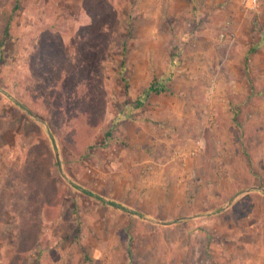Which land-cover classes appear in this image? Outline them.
Masks as SVG:
<instances>
[{
	"label": "rangeland",
	"instance_id": "374dc122",
	"mask_svg": "<svg viewBox=\"0 0 264 264\" xmlns=\"http://www.w3.org/2000/svg\"><path fill=\"white\" fill-rule=\"evenodd\" d=\"M0 264H264V0H0Z\"/></svg>",
	"mask_w": 264,
	"mask_h": 264
},
{
	"label": "trees",
	"instance_id": "16d2710c",
	"mask_svg": "<svg viewBox=\"0 0 264 264\" xmlns=\"http://www.w3.org/2000/svg\"><path fill=\"white\" fill-rule=\"evenodd\" d=\"M256 22V21H255ZM254 21L252 22V26L255 28L256 27V23H255ZM166 89H165V84H164V82H161V83H159L158 85H154V84H150L148 87H146V89H144V91L142 92V94H141V96H140V100L142 101L143 99L142 98H146V96H147V94H149L151 91H155V92H159V91H165ZM139 103H140V101H139ZM86 193H88V194H90V195H92V196H95V197H97V198H101V197H99L98 195H96L94 192H91V191H85ZM108 203H110V204H113V205H115V206H117V207H119V208H121V209H123V210H125L126 208L123 206V205H121V204H119V203H115V202H113V201H108Z\"/></svg>",
	"mask_w": 264,
	"mask_h": 264
},
{
	"label": "built area",
	"instance_id": "2783aa9c",
	"mask_svg": "<svg viewBox=\"0 0 264 264\" xmlns=\"http://www.w3.org/2000/svg\"><path fill=\"white\" fill-rule=\"evenodd\" d=\"M258 0H247L249 6L254 7L257 5Z\"/></svg>",
	"mask_w": 264,
	"mask_h": 264
},
{
	"label": "crops",
	"instance_id": "0c3cea01",
	"mask_svg": "<svg viewBox=\"0 0 264 264\" xmlns=\"http://www.w3.org/2000/svg\"><path fill=\"white\" fill-rule=\"evenodd\" d=\"M120 204V203H119ZM122 205V204H121ZM124 206V205H123ZM117 207V206H116ZM126 209H125V211H127V207L126 206H124ZM119 208V207H118ZM121 209V208H120ZM123 210V209H122Z\"/></svg>",
	"mask_w": 264,
	"mask_h": 264
}]
</instances>
